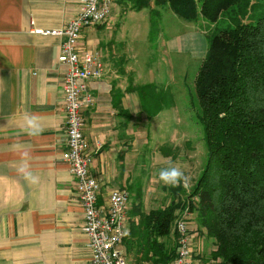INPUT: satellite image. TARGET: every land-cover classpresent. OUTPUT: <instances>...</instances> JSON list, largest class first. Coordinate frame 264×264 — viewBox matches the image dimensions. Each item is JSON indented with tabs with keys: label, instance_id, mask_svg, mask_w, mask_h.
Wrapping results in <instances>:
<instances>
[{
	"label": "crops",
	"instance_id": "1",
	"mask_svg": "<svg viewBox=\"0 0 264 264\" xmlns=\"http://www.w3.org/2000/svg\"><path fill=\"white\" fill-rule=\"evenodd\" d=\"M119 2L105 22L84 27L78 42L97 49L106 66L102 78L89 81L94 102L83 110L90 170L103 182L102 203L113 188L127 186L129 162L143 141V128L127 119L141 102L125 80L128 68L119 65L130 49L129 37L115 42L113 35L114 20L122 17ZM81 3L0 0V264H83L91 255L76 178L63 159L62 38L31 30L34 24H63L78 14ZM127 261L132 264V255Z\"/></svg>",
	"mask_w": 264,
	"mask_h": 264
},
{
	"label": "trees",
	"instance_id": "2",
	"mask_svg": "<svg viewBox=\"0 0 264 264\" xmlns=\"http://www.w3.org/2000/svg\"><path fill=\"white\" fill-rule=\"evenodd\" d=\"M137 9L149 0H135ZM181 17L217 21L225 12L233 25L215 32L196 75L207 157L183 197L151 209L152 247L161 264L177 254L178 210L196 212L200 228L215 238V264H264V0H156ZM149 114L161 108L155 82L136 86ZM147 221V220H146ZM204 226V227H201ZM203 230V229H202ZM135 231V230H134Z\"/></svg>",
	"mask_w": 264,
	"mask_h": 264
},
{
	"label": "rangeland",
	"instance_id": "3",
	"mask_svg": "<svg viewBox=\"0 0 264 264\" xmlns=\"http://www.w3.org/2000/svg\"><path fill=\"white\" fill-rule=\"evenodd\" d=\"M117 1H120L118 10L122 17H116L112 26L117 38L115 42L118 36L129 37L130 46L129 57L126 53L118 64L123 69L128 68L124 77L135 90L136 86L155 82L156 96L159 95L160 100L158 107L161 108L157 114H149L136 90L141 105L127 114L129 122L143 128L140 134L143 141L129 162L130 176L127 186H123L130 193L131 215L123 244L127 247V255H132V264L142 260L146 261L143 264H161L157 260L158 251L152 247V220L148 221L146 215L151 209L171 203L177 193L176 199L183 197V192L165 186L159 181L158 173L162 168L178 167L189 177L187 186L180 185L189 190L203 170L207 145L200 118L196 75L212 35L233 25V15H230L232 11H225L217 21L204 17L188 20L178 15L169 4L156 0H149L150 5L141 9H137L135 0ZM183 211L178 210L171 236L160 238L167 245H172L175 240L177 219ZM195 214L191 210L189 216L191 262L215 264L219 260L214 256L215 238L207 235L206 228H200Z\"/></svg>",
	"mask_w": 264,
	"mask_h": 264
},
{
	"label": "built area",
	"instance_id": "4",
	"mask_svg": "<svg viewBox=\"0 0 264 264\" xmlns=\"http://www.w3.org/2000/svg\"><path fill=\"white\" fill-rule=\"evenodd\" d=\"M114 4L115 0H82L78 14L63 24L55 27L34 24L31 28L35 33L62 38L59 60L67 64L63 84L67 147L63 159L76 178L84 209L82 228L88 237L91 255L83 264H128L123 240L129 231L130 193L126 188L116 187L109 192L106 202L99 201L103 182L90 170L93 154L84 133L83 110L94 102L89 81L102 78L106 66L97 49L82 48L78 44L82 29L105 22ZM190 214L187 207L177 219V254L169 264H193Z\"/></svg>",
	"mask_w": 264,
	"mask_h": 264
},
{
	"label": "clouds",
	"instance_id": "5",
	"mask_svg": "<svg viewBox=\"0 0 264 264\" xmlns=\"http://www.w3.org/2000/svg\"><path fill=\"white\" fill-rule=\"evenodd\" d=\"M158 178L165 186L171 187H177L181 183L187 186L189 183V177L185 176L184 173L175 166L160 169Z\"/></svg>",
	"mask_w": 264,
	"mask_h": 264
}]
</instances>
